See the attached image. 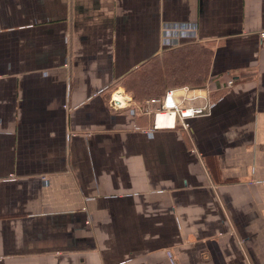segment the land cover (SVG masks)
<instances>
[{
    "label": "crops",
    "instance_id": "1",
    "mask_svg": "<svg viewBox=\"0 0 264 264\" xmlns=\"http://www.w3.org/2000/svg\"><path fill=\"white\" fill-rule=\"evenodd\" d=\"M198 44L189 131L114 102ZM0 264H264V0H0Z\"/></svg>",
    "mask_w": 264,
    "mask_h": 264
},
{
    "label": "trees",
    "instance_id": "2",
    "mask_svg": "<svg viewBox=\"0 0 264 264\" xmlns=\"http://www.w3.org/2000/svg\"><path fill=\"white\" fill-rule=\"evenodd\" d=\"M212 50L202 44L185 46L169 51L168 67L163 69L162 58L143 66L122 81L126 91L135 99L161 97L167 89L182 86L184 81L193 85L204 84L209 77Z\"/></svg>",
    "mask_w": 264,
    "mask_h": 264
},
{
    "label": "built area",
    "instance_id": "3",
    "mask_svg": "<svg viewBox=\"0 0 264 264\" xmlns=\"http://www.w3.org/2000/svg\"><path fill=\"white\" fill-rule=\"evenodd\" d=\"M234 82L231 78L228 84L232 85ZM117 92H120L118 96L115 95ZM112 95L114 102L119 106L133 103L137 112L152 118V123L146 131L176 128L189 131V119L208 113L213 102L212 90L208 85L169 88L163 96L151 97L141 103L134 102L122 89H116Z\"/></svg>",
    "mask_w": 264,
    "mask_h": 264
}]
</instances>
